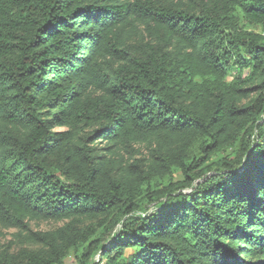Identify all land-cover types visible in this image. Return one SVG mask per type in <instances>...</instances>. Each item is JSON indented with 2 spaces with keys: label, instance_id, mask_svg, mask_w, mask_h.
<instances>
[{
  "label": "trees",
  "instance_id": "1",
  "mask_svg": "<svg viewBox=\"0 0 264 264\" xmlns=\"http://www.w3.org/2000/svg\"><path fill=\"white\" fill-rule=\"evenodd\" d=\"M70 256L264 264V0H0V264Z\"/></svg>",
  "mask_w": 264,
  "mask_h": 264
},
{
  "label": "rangeland",
  "instance_id": "2",
  "mask_svg": "<svg viewBox=\"0 0 264 264\" xmlns=\"http://www.w3.org/2000/svg\"><path fill=\"white\" fill-rule=\"evenodd\" d=\"M259 31H261V29H259ZM56 128L60 129V127H56ZM62 223H63L62 221H59V222H55V221L32 222V227L34 229H51V228H54V227L61 225ZM14 231H15L14 229H11V230L6 232V237L3 239L4 243H8V241L12 240ZM96 259L97 260L99 259L98 255L96 256ZM67 264H78V263H77L75 257L70 256L67 259Z\"/></svg>",
  "mask_w": 264,
  "mask_h": 264
}]
</instances>
